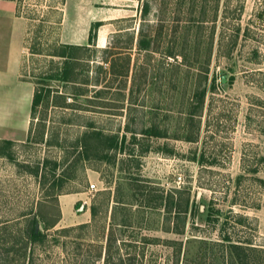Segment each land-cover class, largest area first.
Returning a JSON list of instances; mask_svg holds the SVG:
<instances>
[{"label":"rangeland","instance_id":"374dc122","mask_svg":"<svg viewBox=\"0 0 264 264\" xmlns=\"http://www.w3.org/2000/svg\"><path fill=\"white\" fill-rule=\"evenodd\" d=\"M224 236L264 248V0H0V264L203 263Z\"/></svg>","mask_w":264,"mask_h":264},{"label":"trees","instance_id":"16d2710c","mask_svg":"<svg viewBox=\"0 0 264 264\" xmlns=\"http://www.w3.org/2000/svg\"><path fill=\"white\" fill-rule=\"evenodd\" d=\"M12 1H15V0H12ZM147 11H148V8L145 7L143 15H145ZM100 26H101V22H96L94 24V27L92 29L93 36H94V31L98 29V27ZM89 38H91V36ZM69 49H78V48L74 46H64L63 47L64 51L63 50L62 52L60 51L59 56L65 58V66H67L66 69L64 68L63 73L60 77V80L65 83L76 84V83H79V81L75 79L73 71L70 69L71 62L74 59H72L73 56L71 55V52ZM111 59L112 60H108L107 58L104 59V63L109 64L110 69H112L113 67L112 66L113 58ZM128 66H129V61H126L125 66L123 67L124 75L127 74ZM105 72H109V71L106 70ZM84 81L81 83L86 84ZM231 82H232V77L229 78V83ZM96 93H99V92L96 91ZM77 95L83 96L84 94L83 92H81V93H78ZM203 98H204V93H202V95L200 94V97L197 98V104L195 105L202 106ZM40 101H41V94L38 92H35V94L33 95V100L31 104V112H34L35 107L39 105ZM102 135L103 134L101 131L90 130V132H86L82 135L80 140H78V143L82 145L84 152H86L85 151L86 144L90 142L91 140L98 138ZM148 135L153 136V137H161L160 132H158L156 129H153L152 132ZM123 142H124V137L121 139L120 146L118 147L117 138L114 136L106 137V141H105L107 149H112V148L122 149ZM80 155L83 157L85 156V153L83 154V152H81ZM172 201H173L172 197H169L167 199L168 206H170V203L173 204ZM185 209L186 208H184L183 210L184 212H186ZM209 209L205 208V206L203 205V208H201V210H198L199 218L206 217V219L208 220L207 222H210L209 220L210 215L212 213H216V214L219 213L218 210H212L211 208ZM53 226L54 225H50L49 228ZM30 235H31V238L34 240H39L43 237V235L39 231H36L34 228L31 229ZM192 242L198 243L197 249L199 248L198 249L199 253L197 252L196 255L201 256V257H198V256L197 257L199 258V260L203 261V263L197 262L198 260H196V262L191 261V262H194L192 264H264V248L263 247L252 246V244L248 242H241L242 244L234 243L232 238H230L229 236L222 237L221 241H218V242H208L206 240H201V239L191 241V243ZM178 250L179 249H177V251ZM177 251L174 250L173 257L171 256L172 257L171 260L175 261V264L181 261L179 259ZM207 254H208L209 260L206 261L205 257ZM137 255H138L137 252H133L132 255L127 254L126 259L124 260L120 254H117V255L115 254V256H113L110 253V248L109 249L107 248L104 254L103 262L104 264H137V261H138Z\"/></svg>","mask_w":264,"mask_h":264},{"label":"crops","instance_id":"0c3cea01","mask_svg":"<svg viewBox=\"0 0 264 264\" xmlns=\"http://www.w3.org/2000/svg\"><path fill=\"white\" fill-rule=\"evenodd\" d=\"M6 1H10L11 3H15V1H12V0H6ZM15 5V4H14ZM65 201H66V205L69 204V205H73L75 204V202L78 200V198H74L72 199L70 196H67V197H64Z\"/></svg>","mask_w":264,"mask_h":264},{"label":"bare ground","instance_id":"6f19581e","mask_svg":"<svg viewBox=\"0 0 264 264\" xmlns=\"http://www.w3.org/2000/svg\"><path fill=\"white\" fill-rule=\"evenodd\" d=\"M105 42H106V38H105V36L103 34H101L99 36V39H98V45H99V47H103V45L105 44Z\"/></svg>","mask_w":264,"mask_h":264},{"label":"built area","instance_id":"2783aa9c","mask_svg":"<svg viewBox=\"0 0 264 264\" xmlns=\"http://www.w3.org/2000/svg\"><path fill=\"white\" fill-rule=\"evenodd\" d=\"M89 190H95V185L94 184H90L89 185Z\"/></svg>","mask_w":264,"mask_h":264}]
</instances>
